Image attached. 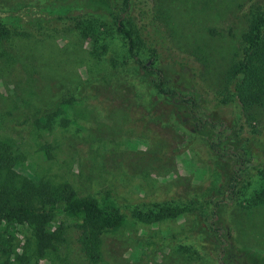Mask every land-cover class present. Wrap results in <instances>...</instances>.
<instances>
[{"label": "rangeland", "instance_id": "rangeland-1", "mask_svg": "<svg viewBox=\"0 0 264 264\" xmlns=\"http://www.w3.org/2000/svg\"><path fill=\"white\" fill-rule=\"evenodd\" d=\"M50 1L0 0V11L20 13ZM131 2L122 21L140 35V62L110 20L96 15L90 19L96 42L58 22L13 32L2 46L0 131L31 158L45 156L44 147L60 179L82 196L111 199L124 213L126 223L105 234L101 264H255L250 251L264 256V202L221 203L204 212L207 218L186 210L152 224L135 221L131 210L165 200L201 201L229 179L228 158L206 142L212 122L223 130L234 125L228 136L235 150L251 140L264 145V103L242 114L228 76L242 54L248 0ZM27 20L23 16L29 26ZM158 73L177 95L157 91ZM187 80L210 116L202 131L195 129L201 112L177 99ZM68 97H75L67 111L75 122L60 127L57 103ZM45 111L52 112L51 129L21 124ZM256 186L252 180L244 188L251 193ZM23 233L26 244L30 235ZM66 237L38 264H89L73 232ZM24 247L33 257V244Z\"/></svg>", "mask_w": 264, "mask_h": 264}, {"label": "trees", "instance_id": "trees-1", "mask_svg": "<svg viewBox=\"0 0 264 264\" xmlns=\"http://www.w3.org/2000/svg\"><path fill=\"white\" fill-rule=\"evenodd\" d=\"M131 5V0H52L44 5L26 6L18 11L20 13L0 11V69L5 68L3 63L7 54L2 46L13 32L28 34L32 32V26L36 28L39 22L48 23L47 28L58 22L60 25H71L80 35L96 42L98 34L90 20L94 15L110 20L116 32L125 39L131 56L140 62V35L122 21ZM244 7L247 26L241 35L242 54L230 66L228 76L233 85L234 101L242 114H247L250 107L264 103V0H248ZM23 16L28 17L27 23L31 26L25 25ZM154 84L158 92L171 96L178 94L174 88H165L160 73ZM187 87H191L189 80L186 93L177 99L201 112L200 117L196 115L199 123L195 129L202 131L204 123L211 121L208 119L210 116L204 114L195 91ZM75 104V97L64 98L57 103L58 113H63L60 127L75 122L67 114L68 108ZM51 113L45 111L36 116L28 115L21 124L29 122L30 130L51 129ZM214 124L217 125L214 122L209 124L206 142L213 152L228 158L229 179L217 188L214 195L201 201L177 203L165 200L134 206L131 210L135 221L159 223L175 219L186 210H199L207 218L204 212L210 206L217 208L221 203L240 200L254 205L264 202V145L261 141L251 140L250 145L235 150L229 146L232 140L228 136L234 125L232 129L224 127L223 130ZM213 130L215 136H211ZM39 150L45 156L32 155L31 158L12 137L0 131V264H38L49 252L55 251L58 244L66 241L69 230L73 232L85 260L89 264H101L105 234L125 224L126 216L109 198L98 200L92 195H80L71 182L57 176L59 173L53 169L56 168L55 163L48 157L45 148ZM252 180L257 186L247 193L244 187ZM23 230L30 235L24 237L26 244H22L20 237L24 234ZM31 243L34 246L33 257L26 253L27 248L24 247ZM250 254L255 264H264L263 255L251 251Z\"/></svg>", "mask_w": 264, "mask_h": 264}]
</instances>
